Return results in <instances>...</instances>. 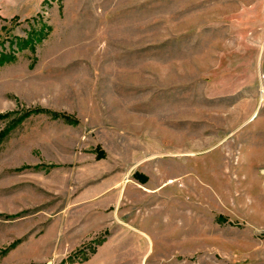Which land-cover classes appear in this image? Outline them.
I'll return each mask as SVG.
<instances>
[{"label": "rangeland", "instance_id": "1", "mask_svg": "<svg viewBox=\"0 0 264 264\" xmlns=\"http://www.w3.org/2000/svg\"><path fill=\"white\" fill-rule=\"evenodd\" d=\"M256 113L264 0H0V264H264Z\"/></svg>", "mask_w": 264, "mask_h": 264}, {"label": "crops", "instance_id": "2", "mask_svg": "<svg viewBox=\"0 0 264 264\" xmlns=\"http://www.w3.org/2000/svg\"><path fill=\"white\" fill-rule=\"evenodd\" d=\"M260 117H259V114L257 115V113H256L255 122L260 124L258 127H256V130H258L260 133L262 132L263 136H260V138L259 137H257V138L258 139H262V138L264 139V126L262 125V124H264V114H262V117H261L262 120L259 119Z\"/></svg>", "mask_w": 264, "mask_h": 264}]
</instances>
